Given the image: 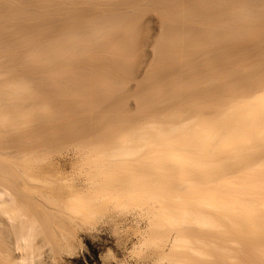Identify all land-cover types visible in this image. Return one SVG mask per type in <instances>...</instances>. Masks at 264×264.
I'll use <instances>...</instances> for the list:
<instances>
[{"label":"bare ground","instance_id":"obj_1","mask_svg":"<svg viewBox=\"0 0 264 264\" xmlns=\"http://www.w3.org/2000/svg\"><path fill=\"white\" fill-rule=\"evenodd\" d=\"M203 116L207 122L200 123ZM257 126L264 127V0H0V264H45L44 249L60 229L66 247L83 245L77 230L85 229L86 207L80 199L73 204L74 195L57 201L59 171L52 157L43 161L42 155L69 142L95 145L114 137L122 140L113 148L123 151L130 140L132 155L139 156L133 164L159 181L146 213L156 230L151 232L160 236L159 243L153 239L156 249L185 252L171 259L175 264H190V255L208 263L212 257V264H232L234 258L244 264L230 254L234 247L250 243L254 252L264 251L261 232L243 231L246 221L247 229L262 225L256 216L255 225L250 222V210L264 206L255 200L264 198L256 188L262 178L253 173L260 162L241 154L235 171L241 175L245 167L242 172L251 174L239 178L232 172L237 163L214 162L220 168L212 178L217 168L208 172L206 181L210 190L220 189L228 200L223 204L209 203L208 194V204L200 206L191 192L204 178L199 184L187 178L201 156L214 151L228 161L235 150L256 149L249 137ZM190 147L205 154L197 149L199 157L189 158ZM74 210L82 216L78 228L70 225Z\"/></svg>","mask_w":264,"mask_h":264},{"label":"rangeland","instance_id":"obj_2","mask_svg":"<svg viewBox=\"0 0 264 264\" xmlns=\"http://www.w3.org/2000/svg\"><path fill=\"white\" fill-rule=\"evenodd\" d=\"M203 119H205L204 116H203V118L199 119L200 123H201V121H203ZM206 119H207V116H206ZM206 119L204 121H206ZM199 120H197V121H199ZM212 125H213V122H212L211 126L208 125V126H210V128L208 127V131H210L209 133H213L217 129V127H215V125H213V126ZM214 127H215V129H214ZM257 128H258L257 131H261L264 129V127L259 129L258 126H257ZM257 131L255 130L254 133L252 132L253 134L252 133L250 134L249 138H252V140H251V141H253L252 144H251L250 140H248V142H247V147L250 146L249 148H251L252 147L251 145H256V149L253 148L252 151H249L248 153H244V152L242 153L241 151L239 152V150L238 151L235 150L234 152H231L233 155L229 152V154L234 156V158L231 155L228 156L225 154V156H228L229 158L230 157L233 158L231 164H230V161L232 158H230V160H228L229 162L227 160H225V161H227V163H225V161H221V159H219V158H221V155L215 153L214 151H213V153L211 152L212 155L210 153V155L206 154L207 156L205 155V157H203V156L199 157L198 154H200V153L205 154L204 152H202L203 149L199 150L198 149L199 147H197V148L193 147V149H192V147H190L191 148V150H190V148H188L189 149V150L187 149L188 152H191V154H192L190 156L188 155L189 158L191 156H193V154H194V155H198V157L201 159L203 157V159L201 160L199 158H196V160H198V159L199 160H198V162L196 161V163L193 164L194 165L193 167L191 166L192 169L189 168L190 169L189 170L188 168H186L185 170H183L184 179L186 180V177H187L188 173L190 172V177L187 179L191 180L194 178V180H195V177H196V182H197L199 180V177H201L200 179L204 178L203 179L204 182H201L203 180H200L201 184L198 186V190L196 188L195 192H191L192 195L188 191H187L188 193L187 192L186 193L190 194L191 196H195L198 201H200L198 199V198H200L201 201L199 203L203 202V204H201L200 206H203V205L205 206V204H208L207 200L210 198V196H212V198H210L212 201L209 200V203L211 202V204H213V203H216L218 201L217 203L222 202V204H223L224 198L222 200V195L220 194L222 192L220 191L219 188H218L219 190L216 188L218 193L213 188L214 189L213 192H209L206 194V192L208 190L209 191L213 190L212 189L213 186L210 185L208 183V181H206V177H207L206 175H208V176L211 175L210 177L212 178L214 175L217 174L216 172L221 167L220 164H223L222 166H227L226 164L235 166V164L237 162L239 163V161L241 160L240 158L246 156L245 154H249V153H250V157H252L255 162H257V161L260 162V163H258L259 165L258 164L255 165L256 166L255 168L258 167L257 170L260 169L261 171L259 170V173L263 174V176H264V171H263L264 170L263 169L264 168V164H263L264 163V157H262V158L260 157L264 153V134H262V135L258 134ZM248 133H250V132H248ZM119 138L114 137V139H111V140H104V139L99 140V141L95 142L96 143L95 145L83 144V143H80L79 141H73V142H69L67 144H64L62 146L56 147L54 149V152L53 153L51 152L52 154L44 153L42 155L43 161H45L48 157H52V159L56 162V165H57L56 168H58V169H56L57 172L58 171L61 172V173L58 172L56 174L55 179H54L56 181L55 185L57 186V190H58V193H57V196H58L57 199L58 200L57 201H59L61 203V202H63L61 200V198L64 200L65 196L73 197V195H74L75 199L71 198L72 203L75 204V203H77L76 200L80 199L81 203H83L84 206L86 207L85 211H84V217L82 218L83 221L80 220V221H82L81 223H83L82 227H84L85 229L81 230V232H80V229L79 230L76 229L78 235L80 236V239H83V241H82L83 247L78 242H75L74 246L72 248L66 247L67 243L65 242V239H63L64 234H66V231L62 232L63 229H62V231L60 229L58 232H55L54 237L51 240L52 243H50V245H48L49 247L44 249V250H47V251H44L47 253H44L43 256L46 254H49V255L51 254L50 257H49V255H46L47 257L44 256L45 258L42 259V262L45 261L44 262L45 264H163V263L164 264H175V263H173L174 261H172V260H174V258L176 260V257L177 258L180 257V256H178V254L181 255V254L185 253V252L180 253L181 251L179 252V250L170 252L167 249L165 250V253H164L163 248H162V251H161V249H156L157 246L155 245V241L153 239L157 240L159 243V242H161L160 238H159L160 236L155 234L156 230L153 231V229H150V227H149L150 222H149V219H147L148 215L146 213L148 212V207H150L149 201L152 198L151 197L153 194L152 192L154 191V189L156 190V188H157V186L155 187V185H158L156 182L159 183V181H156L153 183L152 181H154V180L150 179V178H154L153 174L151 173V170H150V173L152 174L153 177L149 176L150 173L148 174V169L145 170L148 174V176H147L146 172L143 173L144 169L137 167L133 164V160L135 161L136 159H139V156L132 155V154H134V152L132 150H130L132 148V142L130 140L128 141V147H127L128 149H126L124 151L122 150V148L121 149H118V148L114 149L113 148L114 144H119V141L122 140V139L120 140ZM197 149L200 151V153ZM187 150H186V152H187ZM194 150H196V152L198 151V154H196V152ZM143 153H144V151H143ZM235 153H236V156L234 155ZM214 154H216V155H214ZM241 154L242 155L244 154V155L242 156ZM213 155L216 156L217 158H214ZM209 156L210 157L213 156L215 161L213 158L210 159ZM239 156H240V158H239ZM247 157H249V155ZM225 158H227V157H225ZM204 159H209L213 163H211V161H209L210 163L208 162L209 163L208 164V163H206L207 160H204ZM237 159L238 160L240 159V160L238 161ZM201 161L203 163H200ZM204 161H205V165L208 167H206L204 165ZM214 162L216 163V165L218 162H220L218 164L220 167L216 166L214 164ZM234 162H235V164H234ZM252 162H253V160H252ZM241 164L240 165L238 164V167H236L237 166L236 165L234 167V169L232 170V172L236 176H238V178L240 176L242 177V175L245 176V175L251 174V171L249 174H245L244 172H242V170L245 169V167H241L242 170H239V173L241 172V175H237L238 173H236L235 170L239 169V167L242 166ZM196 165H197V167H196ZM203 165L205 167H202ZM212 165H213V169H211ZM262 166H263V168H262ZM214 167L217 169H215ZM259 167H261V168H259ZM193 168H194L195 172H193ZM200 168H201V170H200ZM204 169L207 170L206 171L207 174L205 173ZM186 170L187 171L189 170V172L187 173ZM203 170H204L205 174L202 173ZM211 170H214V171H212V174L208 173V172H211ZM255 170L256 169L253 170L254 175L257 177L259 176L258 177L259 179L262 178V179H260V181L258 180V182L256 183V184H258L256 188H258V187L261 188L260 186L262 185V188L261 189L258 188V191L261 192L263 190L262 192H264V182H263L264 177H261L260 176L261 174H259V173H255L257 171V170L255 171ZM184 171H185V173H184ZM196 171H197V173L201 171L200 173H198V175H200V176L197 175ZM245 172L248 173L249 170H245ZM167 173H169V172H167ZM195 173H196V176H194ZM144 174L146 177L143 176ZM202 174H203V177H202ZM192 176H194V177H192ZM142 178H144V179H142ZM147 178H148V180H147ZM235 178L236 177H234L233 179H235ZM45 179H46V172L44 171L43 175L41 176V179L39 180L40 186L43 187V185L45 184ZM140 179H142V181ZM145 179H146V181H145ZM150 180H151V184H153V186L155 188L150 184ZM261 180L263 183H261ZM144 181H145V183H144ZM205 181H206V184H205ZM84 182H86V183L84 184ZM136 182H138V183H136ZM146 182H148L149 184H146ZM200 182L198 181V184ZM82 184H84L85 186L84 185L82 186ZM79 185H81L84 188H82ZM140 185L142 186V188ZM147 185L149 186L150 190L148 189ZM209 185L212 186L211 187L212 190L209 189L210 188ZM253 186L255 187V183ZM79 187H81V188H79ZM137 187L143 189L144 192L149 191L148 192L149 194L151 191L152 192L150 195H147L148 193L147 194L145 193L146 196L144 195V198H142L143 197L142 194H144V192L141 189H138ZM191 188L193 190V188H194L193 184L189 190H191ZM84 189H85V192H84ZM200 189H202V191ZM78 190H81V191L78 192ZM138 190H140L139 193H138ZM214 192H215V194H214ZM84 193H86V195ZM186 193H184V195ZM193 193H194V195H193ZM80 194H81L82 198L80 196H77ZM208 194H210V196H208ZM260 194L263 195V193H260ZM61 195H62V197H61ZM199 195H200V197H199ZM204 195H207V196H204ZM229 195H227V196H229ZM75 196H77V197H75ZM147 196H148V198H147ZM214 196H218V197L215 198ZM145 197L147 198V200L148 199L149 200L145 201L144 200V199H146ZM206 197H208V198H206ZM248 197H252V196L249 195ZM263 197H264V195H263ZM229 198H231V197L229 196ZM254 198H256V197H254ZM261 198L258 199V197H257L255 200H260L259 202H261L262 200H264V198H262V199ZM204 199H207V200H204ZM218 199H220V200H218ZM80 200H79V202H80ZM205 201H207V203H205ZM226 201L228 202V200H225L224 202H226ZM59 202H58V204H59ZM145 202H146V204H144ZM261 203H263V202H261ZM77 205H80V204L77 203ZM252 210H254L253 213H251ZM259 210H261V211H259ZM263 210H264L263 205L257 206V207L255 206L254 209L250 210V213L252 215L247 212V211H249V209H248V210H246V212L248 214L245 213V211H244L243 216H245L246 214H247L246 216L251 215L252 218H254L256 216L255 218H257V220L260 219V222H262L261 226L264 227V225H263L264 214H262L264 212ZM71 212H72L71 213L72 223L70 222L71 223L70 225H72L73 227H76L78 225V223H80L79 219H81L82 216L76 210L71 211ZM258 212H260V213H258ZM254 213H257V214H254ZM71 215H69V216H71ZM236 215L235 216L232 215L234 217V219H235ZM62 218H63V216H62ZM62 218H60V219H62ZM248 218H251V217H248ZM248 218H246V219H248ZM252 218L250 220L253 221ZM255 218H254L253 222L252 221H250V222L254 223L256 220ZM60 219H58V221H60ZM236 219H238L240 221L239 218H236ZM246 219H244V220L246 221ZM261 220H263V221H261ZM225 222H226V220H224V223ZM240 222H242V221H240ZM246 222L248 225L246 223H244V224L247 227H250L249 223H248L249 221H246ZM260 222L257 221V224L260 225ZM251 223H250V225H252ZM254 225H255V223H254ZM246 226L245 227L241 226L240 230L243 227L246 230H243V229L242 230L244 232L246 231V234L250 233L252 231V233H256V234L261 232L260 235L261 234L264 235V232L259 230V229H261V226H260V228L259 227L254 228V230L255 229L257 230V228H258V230H257L258 232L257 231L254 232L252 227L248 228L249 229L248 230ZM76 228H78V226ZM227 230H228V228H227ZM151 231H153L155 233H153ZM171 231L172 230L168 231V229H167V232H171ZM167 232L165 233V235L169 234ZM62 233H63V235H62ZM154 235L156 236L157 239L153 238ZM161 238H163V236H161ZM234 238H235L234 239L235 241L240 240V238L239 237L237 238V236ZM153 241H154V245L152 243ZM239 243H241V245H242L243 244L242 240H240ZM247 244H249L248 246L252 245L250 243H247ZM247 244L245 243V245H247ZM154 246H156V247H154ZM200 246H202V245H200ZM200 246H198V247H200ZM248 246L245 247L246 249L243 248V245H242V248L239 246L241 249L237 247L240 251H242L243 254H244V251H246L245 252L246 255L244 254L241 256L240 251H238V249H236V247H234V249H232V252H233V250H235V252H233V253L229 252V253L232 254L233 256H235L236 255L235 253H237L236 260H237V258L242 257L240 261H242L244 264H247V263L248 264H251V263L254 264V261H255V263L257 262L258 264H260L262 262L264 264V257H263L264 251L262 250L263 251L262 252L260 250L263 253L262 254L261 252H259V250H257V252H259V254H260V256H259V254H257V252H254L255 246L252 247L253 249L251 247H248ZM203 247H205V246H203ZM157 248H159V247H157ZM207 248L208 247H206L205 249H207ZM263 248H264V246H263ZM243 249H245V250H243ZM251 249H252V253H255L256 255L251 253ZM256 249H258V248H256ZM158 250L163 252L164 255H166V257L163 255V253H162L163 257L160 256L161 252L159 253ZM238 253L240 256L238 255ZM250 253H251V255H249ZM247 254L249 255L250 258L247 257L248 256ZM185 255L186 254L182 255L183 258ZM252 255L254 256V258L256 256V259L251 258ZM160 257H162L163 261L160 259ZM190 257H191L190 259H189V256L185 257L186 262L189 263L192 261L191 262L192 264H194V263H196V264L217 263V262H215V260H212V257L210 258L211 259L210 262L212 261V263H210V262L208 263L209 260H206L207 262L204 261L205 259H203V258H202V260H200V258H198L200 262L196 258V260H197L196 261V260H194L196 257L194 255H193V257H192V255H190ZM259 257L261 258V260H258V259H260ZM192 258H193V260H192ZM47 259H48V262H47ZM187 259H188V261H187ZM242 259L244 261H246V259H247L248 262L246 261V263H245ZM167 260L170 261V263ZM231 260L232 259H230L229 261H231ZM250 260H252V262ZM232 261H233L232 264H235V258ZM236 264H241V263L236 262Z\"/></svg>","mask_w":264,"mask_h":264}]
</instances>
